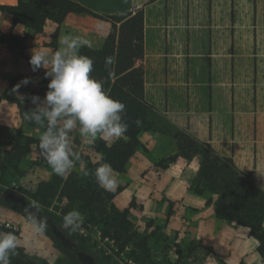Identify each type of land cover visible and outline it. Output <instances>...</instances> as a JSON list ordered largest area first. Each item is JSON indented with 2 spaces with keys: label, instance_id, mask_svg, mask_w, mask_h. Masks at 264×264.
<instances>
[{
  "label": "trees",
  "instance_id": "trees-1",
  "mask_svg": "<svg viewBox=\"0 0 264 264\" xmlns=\"http://www.w3.org/2000/svg\"><path fill=\"white\" fill-rule=\"evenodd\" d=\"M0 14L10 17V28L21 26L24 29L21 37L0 33V44L8 46L18 44V40H26L31 36H41L47 25L55 26L56 38L67 17L71 15L84 14L109 22L112 30L103 47L93 50L84 46L80 48V54L94 61L91 76L103 82L104 91L112 99L125 105L123 120L128 124L127 132L119 139L112 142L98 139L95 144L90 145L89 149L98 159H91L88 155L80 156L83 163L77 162L76 169L63 177L56 175L46 162L50 176L40 180L33 192H26L27 199L0 191L1 207L24 218L25 208L32 209L37 216L46 217L48 226L43 233L60 249L70 264L86 263L76 242L67 236L64 237L46 212L55 199L65 203V214L74 208L78 209L86 223L98 226L103 237L114 240L122 250L131 239L127 215L130 210L136 208L135 201L132 199L127 208L117 210L112 201L122 188L112 191L101 189L96 184L94 173L103 162L109 163L115 173H125L131 157L142 148L139 135L146 131L158 132L173 138L176 152L155 162L152 170L164 171L179 158L187 162L195 161L198 170L189 189L197 196H209L205 206L213 208L217 220L246 229L255 241L256 253L264 264V191L256 186L254 174L238 171L232 159L218 157L207 145L199 144L178 130L144 99L143 71L141 67L136 66V62L143 57L142 11L102 17L70 0H17L15 6H0ZM106 57H114L115 63L106 67ZM14 80L26 81L20 75ZM48 90L47 88L39 96L44 98ZM4 97L8 96L5 94ZM21 120L31 129L44 131L26 119L22 109ZM137 121L140 123L137 124ZM2 130L0 127V183H7V177L12 172H19V166L32 152L31 146L38 144L39 139L25 137L17 130L6 146H3ZM85 171L90 175L85 177ZM171 214L172 208L169 206L167 219ZM0 232L12 231L0 227ZM17 252L18 254L12 257L11 264H48L30 259L21 248H18ZM237 264L245 263L240 261Z\"/></svg>",
  "mask_w": 264,
  "mask_h": 264
},
{
  "label": "crops",
  "instance_id": "crops-1",
  "mask_svg": "<svg viewBox=\"0 0 264 264\" xmlns=\"http://www.w3.org/2000/svg\"><path fill=\"white\" fill-rule=\"evenodd\" d=\"M70 1L102 17L142 11L143 57L136 66L143 71L145 101L215 155L232 159L238 171L253 173L264 191V0ZM16 4L0 0V6ZM84 16L83 26L71 27L72 36L99 50L111 24ZM10 22L1 15L0 33L21 37L23 27L10 28ZM179 159L158 174L160 181L156 177L160 191L176 190L170 185L178 179L166 172L179 170ZM187 189V183L179 187Z\"/></svg>",
  "mask_w": 264,
  "mask_h": 264
},
{
  "label": "rangeland",
  "instance_id": "rangeland-1",
  "mask_svg": "<svg viewBox=\"0 0 264 264\" xmlns=\"http://www.w3.org/2000/svg\"><path fill=\"white\" fill-rule=\"evenodd\" d=\"M73 16L76 18L71 17L63 28L65 32L62 31L56 38L55 30L47 25L41 36L18 40V44L10 46L0 44V127L3 129V146H6L17 130L25 137L34 139H39L42 134L41 129H31L21 120V109L24 114L33 110L36 105L32 103L31 97L38 96L43 100L39 95L48 88L51 79L46 75L47 69L34 70L30 61L34 50L48 49L50 54H54L61 47L60 40L65 35H72L71 27L84 25V14ZM19 75L26 81H15L14 78ZM5 94L8 97L5 98ZM71 140L77 154L98 159L89 149L90 144L77 131H73ZM139 140L142 148L131 157L125 173L114 172L119 181L117 188L122 189L112 204L119 211L127 208L132 199L136 205L127 215L131 239L122 250L114 240L103 237L98 226L86 221L75 232L64 228V202L55 199L46 209L56 229L64 237L74 240L82 250L85 263L237 264L243 261L245 264H263L248 231L217 220L213 208L205 206L209 198L207 194L197 196L190 189L179 190L182 183L190 185L193 181L198 170L195 161L179 159L184 163L179 170L174 168L166 172L169 177L175 176L180 180L170 185L172 188L176 185L175 191L157 189L156 180L158 178L160 181V172L151 170V167L176 152L173 138L167 134L146 131L139 135ZM36 145L31 146L32 152L19 166V172H12L6 179L7 183H0L1 192L27 199L26 192H33L40 180L50 176L46 161L39 155ZM169 206L172 214L167 219ZM0 227L8 228L18 236L19 248L30 259L48 264H70L44 233H36L26 218L1 206Z\"/></svg>",
  "mask_w": 264,
  "mask_h": 264
},
{
  "label": "clouds",
  "instance_id": "clouds-1",
  "mask_svg": "<svg viewBox=\"0 0 264 264\" xmlns=\"http://www.w3.org/2000/svg\"><path fill=\"white\" fill-rule=\"evenodd\" d=\"M60 45L54 54L48 49L33 51L30 63L34 70L47 69L46 75L51 79L43 100L31 97L36 107L26 113L25 118L44 129L35 147L52 171L63 177L77 162L83 163L73 148L71 134L74 130L92 145L98 139H119L127 132L128 124L123 120L125 105L104 91L103 82L91 76L94 61L80 54V48L90 46V41L81 36L65 35ZM114 63V57L105 58L106 67ZM89 175L88 171L84 172L85 177ZM94 176L96 184L105 191L118 186L114 169L107 162L100 163ZM24 211L36 233L47 229L46 217L37 216L30 208ZM62 223L64 228L75 232L84 223V216L74 208L63 216ZM19 245L15 233L0 232V264H11Z\"/></svg>",
  "mask_w": 264,
  "mask_h": 264
}]
</instances>
